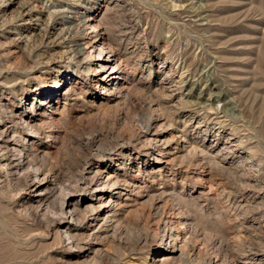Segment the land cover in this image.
<instances>
[{
    "label": "rangeland",
    "instance_id": "rangeland-1",
    "mask_svg": "<svg viewBox=\"0 0 264 264\" xmlns=\"http://www.w3.org/2000/svg\"><path fill=\"white\" fill-rule=\"evenodd\" d=\"M0 254L264 264V0H0Z\"/></svg>",
    "mask_w": 264,
    "mask_h": 264
},
{
    "label": "bare ground",
    "instance_id": "bare-ground-1",
    "mask_svg": "<svg viewBox=\"0 0 264 264\" xmlns=\"http://www.w3.org/2000/svg\"><path fill=\"white\" fill-rule=\"evenodd\" d=\"M60 84V83H59ZM59 84H57V85H55V86H52V87H50V88H48V89H46V91H48V93H47V98H49V97H53V99H54V97L56 96V93L57 92H62L64 89H66L68 86H69V84H70V80H68V82H67V84L65 85V86H63V87H59L58 85ZM49 94V95H48ZM226 107H228L227 105L226 106H223L222 107V109H220L218 106L216 107V109L219 111V109L223 112V111H225V109H228V108H226ZM11 126H9V128H10ZM11 138V137H10ZM13 138V137H12ZM4 147H6V149H9V145H5ZM13 157V156H12ZM13 160L14 159H16V158H12ZM19 164H21V162L19 163H16L15 165H19ZM14 165V164H13ZM94 189V188H93ZM77 191V190H76ZM65 196V195H64ZM77 211V208L74 206V211L73 212H76ZM75 215H76V213H75ZM62 217H65L64 216V214H63V216ZM66 221H68V220H59V221H57L58 223H64V222H66ZM168 249H165V251H167ZM161 255H165V252H163ZM14 258V257H13ZM8 263H14L15 262V260L14 259H12V258H9L8 259ZM0 264H6L5 263V258H4V254L2 255V254H0Z\"/></svg>",
    "mask_w": 264,
    "mask_h": 264
}]
</instances>
